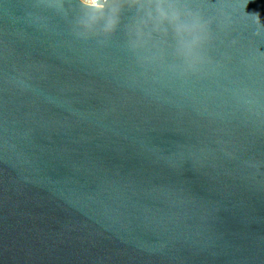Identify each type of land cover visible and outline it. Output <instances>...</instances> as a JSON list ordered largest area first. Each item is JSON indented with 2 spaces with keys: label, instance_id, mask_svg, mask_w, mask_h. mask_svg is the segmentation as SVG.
I'll use <instances>...</instances> for the list:
<instances>
[{
  "label": "water",
  "instance_id": "95a60500",
  "mask_svg": "<svg viewBox=\"0 0 264 264\" xmlns=\"http://www.w3.org/2000/svg\"><path fill=\"white\" fill-rule=\"evenodd\" d=\"M193 2L195 71L0 0V264H264V0Z\"/></svg>",
  "mask_w": 264,
  "mask_h": 264
},
{
  "label": "clouds",
  "instance_id": "9594fccd",
  "mask_svg": "<svg viewBox=\"0 0 264 264\" xmlns=\"http://www.w3.org/2000/svg\"><path fill=\"white\" fill-rule=\"evenodd\" d=\"M214 7L193 0H78L72 26L78 37L108 38L123 24L128 46L143 63L163 61L173 48L174 56L195 71L204 62L212 24L218 21L222 30L229 25L223 12L206 17L205 10Z\"/></svg>",
  "mask_w": 264,
  "mask_h": 264
}]
</instances>
